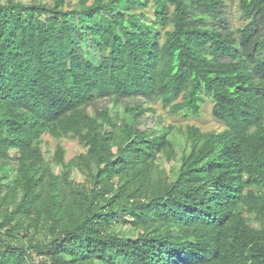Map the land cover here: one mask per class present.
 Masks as SVG:
<instances>
[{"label": "trees", "instance_id": "obj_1", "mask_svg": "<svg viewBox=\"0 0 264 264\" xmlns=\"http://www.w3.org/2000/svg\"><path fill=\"white\" fill-rule=\"evenodd\" d=\"M235 1L233 30L226 0H0V264H264V0ZM206 98L220 132L141 128Z\"/></svg>", "mask_w": 264, "mask_h": 264}, {"label": "rangeland", "instance_id": "obj_2", "mask_svg": "<svg viewBox=\"0 0 264 264\" xmlns=\"http://www.w3.org/2000/svg\"><path fill=\"white\" fill-rule=\"evenodd\" d=\"M74 2V1H73ZM226 15L229 18L231 27L233 30L241 27L245 21L241 17V13L238 9L237 2L235 0H226ZM148 17H151L152 12L151 9L146 11ZM91 58H93L92 54H89ZM94 60L95 64H98ZM150 112H148L145 117L141 120V128L143 129H154L156 126L160 124V126L172 127V131L170 132L169 136H178L177 130L181 129L184 130L187 126H193L199 129L201 132H220L223 129V126L216 122L211 116V108L212 103L209 99L206 98L205 104L201 107V114L198 118L188 117L184 118L181 115H171L167 112L166 109H163L160 104H154L148 106ZM114 112L120 114V110L117 108ZM120 137V133H118V138ZM58 141L51 138L49 135L43 136V150L48 151L49 153H53L55 146L57 145ZM61 146L65 150V160L68 161L73 156L84 152L85 150L81 147V145L73 139H63L59 141ZM118 140L116 141V144ZM171 154V150L163 151L159 157L161 156L164 159V162L169 158ZM73 179L76 182H82L83 177L74 172Z\"/></svg>", "mask_w": 264, "mask_h": 264}]
</instances>
